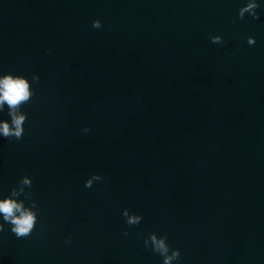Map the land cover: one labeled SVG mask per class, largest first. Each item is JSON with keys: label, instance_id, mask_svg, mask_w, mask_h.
<instances>
[{"label": "water", "instance_id": "95a60500", "mask_svg": "<svg viewBox=\"0 0 264 264\" xmlns=\"http://www.w3.org/2000/svg\"><path fill=\"white\" fill-rule=\"evenodd\" d=\"M246 2L0 0V75L34 93L23 139L0 137V199L27 175L39 208L29 237L0 231V264H163L150 233L173 264H264V8L240 20Z\"/></svg>", "mask_w": 264, "mask_h": 264}, {"label": "clouds", "instance_id": "9594fccd", "mask_svg": "<svg viewBox=\"0 0 264 264\" xmlns=\"http://www.w3.org/2000/svg\"><path fill=\"white\" fill-rule=\"evenodd\" d=\"M264 8L258 0H247L246 4L238 10V19L243 20L245 15L251 16L253 19H259L258 9ZM236 23V19L232 20ZM92 27L99 29L102 27L100 20H95ZM211 42L214 44H222V37L219 35L211 36ZM249 45L255 44L254 37H248ZM39 77L35 74L32 76L33 82H38ZM34 95L29 80L23 75H14L11 72L0 75V111H3L7 105L8 120H0V137L6 138L9 141L15 139L17 141L23 139L24 124L27 120V114L22 112L21 106L28 103ZM84 132L90 131L89 128L83 129ZM94 181L106 183L104 177L99 174H92L85 182L86 188H91ZM32 179L24 175L18 182L17 186L12 187L9 195L0 199V216L3 218V223H0V231H4L5 224L10 225V230L17 238L29 237L36 228L38 221L39 208L36 201L32 199ZM28 189L26 191L25 189ZM102 190V189H101ZM23 195L24 199H19ZM25 201H28L26 206ZM123 216L126 218V224L134 226L140 224L143 217L135 213H130L128 209L123 210ZM42 230V229H41ZM124 235H128L124 231ZM71 242V237L66 239V243ZM145 247H148L154 253L163 258V264H173L174 261L180 259V250L172 249L167 243V236H158L156 233H150L144 239Z\"/></svg>", "mask_w": 264, "mask_h": 264}]
</instances>
